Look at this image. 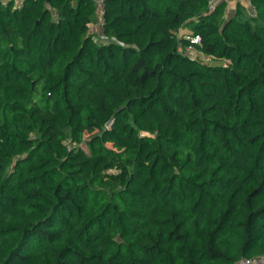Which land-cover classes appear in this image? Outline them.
Instances as JSON below:
<instances>
[{
	"label": "trees",
	"instance_id": "16d2710c",
	"mask_svg": "<svg viewBox=\"0 0 264 264\" xmlns=\"http://www.w3.org/2000/svg\"><path fill=\"white\" fill-rule=\"evenodd\" d=\"M237 1L102 0L98 42L92 0L0 1V264L264 255V0Z\"/></svg>",
	"mask_w": 264,
	"mask_h": 264
},
{
	"label": "rangeland",
	"instance_id": "374dc122",
	"mask_svg": "<svg viewBox=\"0 0 264 264\" xmlns=\"http://www.w3.org/2000/svg\"><path fill=\"white\" fill-rule=\"evenodd\" d=\"M0 1H3V2L6 3L7 1H10V0H0ZM242 1H244V0H242ZM92 2L94 4V6H95L94 9H95V14H97V17L95 18V22L88 23L87 27H88L89 31L92 34L93 33L95 34L94 37H93V41L94 42H98L100 40H104L105 39V37H104V35L102 33L101 24L99 23V18H100V14L99 13L101 11L102 4H101V1L100 0H92ZM234 4H235L234 0H228V2L226 4L227 7H226V13H225V17H224L225 19L228 20L229 18H231L234 15V11H233ZM12 7L13 8H17L19 6H15L13 4ZM245 11H246V14L247 15L248 14H253L252 10L249 7H247V9ZM105 127H106L107 130H109L110 129V122L108 124H106ZM93 134H92V136H93ZM95 134H96V132H95ZM141 135L142 136H147L148 134L141 133ZM90 137H91V135H89V134H85L83 136V142L81 144H79V146L81 148H83V150H86L84 141H88L90 139ZM72 147H74V145H72V144H70L68 142V148L70 149Z\"/></svg>",
	"mask_w": 264,
	"mask_h": 264
},
{
	"label": "built area",
	"instance_id": "2783aa9c",
	"mask_svg": "<svg viewBox=\"0 0 264 264\" xmlns=\"http://www.w3.org/2000/svg\"><path fill=\"white\" fill-rule=\"evenodd\" d=\"M10 1H12L15 6H20V5H22L24 0H10ZM100 1L102 2V0H100ZM223 2L227 3L228 0H208L205 13L206 14L211 13L219 4H221ZM252 12H253V10H252ZM99 14L101 16L102 15V11H100ZM188 39H189L190 44L187 45L183 49L184 54L187 55V56H192V57L198 56L199 53L195 50L193 45L199 44V37L198 36H193V37H189ZM202 60L205 61V62L210 61V59L208 57H206V56H203ZM66 147L68 148V144H66ZM233 264H264V255L260 256V257L241 258L238 261L234 262Z\"/></svg>",
	"mask_w": 264,
	"mask_h": 264
},
{
	"label": "crops",
	"instance_id": "0c3cea01",
	"mask_svg": "<svg viewBox=\"0 0 264 264\" xmlns=\"http://www.w3.org/2000/svg\"><path fill=\"white\" fill-rule=\"evenodd\" d=\"M239 1H241V0H239ZM234 2H238L237 0H234ZM242 2V1H241Z\"/></svg>",
	"mask_w": 264,
	"mask_h": 264
}]
</instances>
